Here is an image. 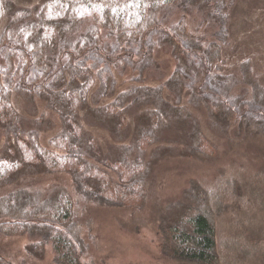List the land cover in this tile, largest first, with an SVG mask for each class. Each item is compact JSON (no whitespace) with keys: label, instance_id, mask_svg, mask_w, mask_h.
I'll return each mask as SVG.
<instances>
[{"label":"trees","instance_id":"obj_1","mask_svg":"<svg viewBox=\"0 0 264 264\" xmlns=\"http://www.w3.org/2000/svg\"><path fill=\"white\" fill-rule=\"evenodd\" d=\"M231 7L228 0L32 7L0 0V237L28 238L25 250L38 260L50 250L54 264H82L78 199L142 211L154 163L217 162L222 143L241 166L210 189L190 179L159 211V252L176 264H264V83L249 59L226 73ZM15 98L31 113L24 116ZM59 176L73 191L29 187ZM225 214L232 237L221 246ZM0 264L12 263L0 255Z\"/></svg>","mask_w":264,"mask_h":264},{"label":"rangeland","instance_id":"obj_2","mask_svg":"<svg viewBox=\"0 0 264 264\" xmlns=\"http://www.w3.org/2000/svg\"><path fill=\"white\" fill-rule=\"evenodd\" d=\"M17 6L32 7L42 0H12ZM230 8V39L226 47V73H237L241 61L249 59L254 75L264 83V0H228ZM197 22L190 23L195 29ZM168 60L167 56L162 57ZM170 62L168 61V64ZM15 106L24 115L31 113L29 107L19 98L14 100ZM54 128L42 135L51 137ZM103 147L107 148L109 140L104 133ZM46 144L47 140L41 141ZM219 159L217 162L169 156L154 163L150 178V197L142 211L128 209L100 208L94 204H86L78 197L76 205L77 218L86 226L84 229L87 250L81 256L82 264H176L163 257L157 246L156 221L161 209L179 199L190 179L200 181L209 188L240 167L241 159L231 156L226 144L218 143ZM3 137L0 136V156L3 154ZM238 170V169H236ZM31 189H47L53 185H61L73 191L69 179L63 176L29 180ZM23 186H27L24 185ZM208 186V187H207ZM210 189V188H209ZM75 194V192H74ZM221 205L226 209V184L222 186ZM255 214L254 210L250 211ZM225 220H220L219 229L223 232L218 245H223L232 237L226 230ZM224 221V222H223ZM227 232V234H226ZM29 243L26 237H0V255L12 264H54L50 250L43 259H35L29 255L25 247ZM225 246V244H224ZM223 246V247H224ZM220 252L225 260L226 246Z\"/></svg>","mask_w":264,"mask_h":264}]
</instances>
